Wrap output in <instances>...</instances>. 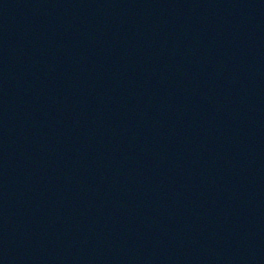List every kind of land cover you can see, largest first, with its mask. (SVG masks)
Segmentation results:
<instances>
[{
    "label": "water",
    "instance_id": "water-1",
    "mask_svg": "<svg viewBox=\"0 0 264 264\" xmlns=\"http://www.w3.org/2000/svg\"><path fill=\"white\" fill-rule=\"evenodd\" d=\"M254 264H264V110L256 201Z\"/></svg>",
    "mask_w": 264,
    "mask_h": 264
}]
</instances>
